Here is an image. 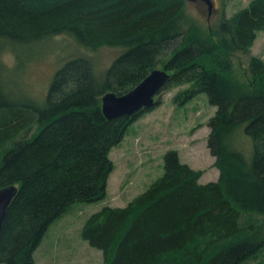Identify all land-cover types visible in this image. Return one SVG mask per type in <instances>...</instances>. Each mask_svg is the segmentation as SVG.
I'll return each instance as SVG.
<instances>
[{
	"label": "trees",
	"instance_id": "obj_1",
	"mask_svg": "<svg viewBox=\"0 0 264 264\" xmlns=\"http://www.w3.org/2000/svg\"><path fill=\"white\" fill-rule=\"evenodd\" d=\"M187 2L0 0L4 46L64 36L86 52L122 50L103 81L89 59L68 60L41 107L8 97L0 80V188L19 187L0 235V263L36 264L34 252L56 220L77 202L105 197L110 149L160 102L109 120L102 97L129 92L165 54L166 86L191 83L175 100L206 93L218 107L208 146L219 179L200 183L202 171L170 151L162 177L128 206L91 216L82 238L103 251L105 264H264V62L251 56V79L243 83L228 59L264 30V0L222 15L208 31L187 17ZM33 125L32 136L6 146ZM241 128L252 141L251 159L233 145Z\"/></svg>",
	"mask_w": 264,
	"mask_h": 264
},
{
	"label": "rangeland",
	"instance_id": "obj_2",
	"mask_svg": "<svg viewBox=\"0 0 264 264\" xmlns=\"http://www.w3.org/2000/svg\"><path fill=\"white\" fill-rule=\"evenodd\" d=\"M252 1L215 0L214 7L217 10L210 19L208 7L203 2H187L185 10L188 18L208 31V27L215 24L219 17L225 15L230 18ZM3 44L0 43V48L5 47L0 52V80L4 91L21 105L32 101L39 107L46 102L54 74L68 60L76 57L89 59L97 77L103 81L107 69L122 51L104 47L95 52H86L64 36L22 47ZM168 56L161 55L155 69L168 72L163 65ZM251 56L264 62V30L257 32L248 49L234 51L229 56L232 64L229 68L235 81L246 83L251 79ZM189 88L190 82L166 86L155 97L160 103L137 117L128 127L122 141L113 146L108 154L113 167L106 179L105 197L95 202H77L56 220L34 252L36 264H105L103 251L82 238L83 227L91 216L105 207H126L145 192L165 174V156L170 151L177 152L182 163L202 171L200 183L219 179L216 156L208 146L211 133L209 120L216 114L218 107L210 103L206 93H199L183 103L175 100ZM35 131L36 125H33L29 132L22 130L15 138L10 135L8 141L6 139V146L32 136L30 134ZM233 140L234 147L251 159L252 141L243 128ZM11 186L18 187L14 184Z\"/></svg>",
	"mask_w": 264,
	"mask_h": 264
},
{
	"label": "water",
	"instance_id": "obj_3",
	"mask_svg": "<svg viewBox=\"0 0 264 264\" xmlns=\"http://www.w3.org/2000/svg\"><path fill=\"white\" fill-rule=\"evenodd\" d=\"M188 2L202 1L208 6L209 15L214 9L213 0H186ZM170 74L166 70L154 69L138 85L129 92L117 95L107 92L102 97V111L107 119L121 116H132L142 109H149L156 104L155 97L166 86ZM17 186H8L0 189V235L10 205L17 196Z\"/></svg>",
	"mask_w": 264,
	"mask_h": 264
},
{
	"label": "flooded vegetation",
	"instance_id": "obj_4",
	"mask_svg": "<svg viewBox=\"0 0 264 264\" xmlns=\"http://www.w3.org/2000/svg\"><path fill=\"white\" fill-rule=\"evenodd\" d=\"M196 2H202V1H196ZM213 2L215 3V0H213ZM203 3H205V2H203ZM205 4H206V3H205ZM206 5H207V4H206ZM207 7H208V6H207ZM216 10H217V8L214 7V9H213V11H212V14H213V12H215ZM212 14L209 15V10H208V15H209L208 18H209V19L211 18ZM163 89H164V88H163ZM163 89H162V90H163Z\"/></svg>",
	"mask_w": 264,
	"mask_h": 264
}]
</instances>
